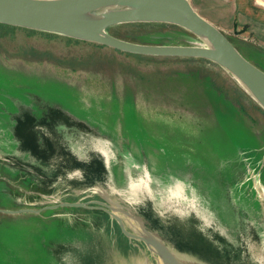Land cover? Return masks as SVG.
<instances>
[{
  "label": "rangeland",
  "instance_id": "1",
  "mask_svg": "<svg viewBox=\"0 0 264 264\" xmlns=\"http://www.w3.org/2000/svg\"><path fill=\"white\" fill-rule=\"evenodd\" d=\"M106 32L203 44L162 22ZM226 35L264 70L263 48ZM66 201L89 207L45 208ZM99 201L123 207L132 232L141 226L123 211L144 219L191 263L264 264V108L210 60L0 25V208H44L0 212V264H163Z\"/></svg>",
  "mask_w": 264,
  "mask_h": 264
},
{
  "label": "water",
  "instance_id": "2",
  "mask_svg": "<svg viewBox=\"0 0 264 264\" xmlns=\"http://www.w3.org/2000/svg\"><path fill=\"white\" fill-rule=\"evenodd\" d=\"M133 22L175 24L192 32L203 44H143L118 38L104 30L110 25ZM0 23L60 34L135 54L210 60L229 71L264 108V70L247 59L222 30L199 14L190 0H0ZM55 206L89 207L86 202L66 201L45 208ZM96 208L113 216L127 237L142 241L163 264H202L182 259L163 237L149 231L144 219L135 213L123 211V215L132 217L141 226V231L132 232L117 213L122 212L123 207L116 210L110 203L99 201ZM43 209L0 208V212L39 213Z\"/></svg>",
  "mask_w": 264,
  "mask_h": 264
},
{
  "label": "crops",
  "instance_id": "3",
  "mask_svg": "<svg viewBox=\"0 0 264 264\" xmlns=\"http://www.w3.org/2000/svg\"><path fill=\"white\" fill-rule=\"evenodd\" d=\"M190 2L199 14L226 34L237 35L240 39L264 49V7L256 4L254 0H190ZM126 241L129 244L127 238ZM55 243L62 246L60 241ZM127 249L125 242L122 246H117L116 251L122 255L123 250L125 256ZM50 258L53 259V254Z\"/></svg>",
  "mask_w": 264,
  "mask_h": 264
},
{
  "label": "trees",
  "instance_id": "4",
  "mask_svg": "<svg viewBox=\"0 0 264 264\" xmlns=\"http://www.w3.org/2000/svg\"><path fill=\"white\" fill-rule=\"evenodd\" d=\"M0 25H5V26H11V27H13L12 25H6V24H2V23H0ZM201 59H203V58H201ZM206 60V59H205ZM208 61V60H207ZM26 139V138H25ZM27 139H29L28 137H27ZM4 160V159H3ZM4 161H6L7 162V160H4ZM9 162V161H8ZM203 241H205V244H204V242ZM198 243H199V246H198V249H200V251H203V252H205V251H208V249H210V243H208L206 240H203V239H200L199 241H198ZM179 246V245H178ZM206 253V252H205ZM205 257V256H204Z\"/></svg>",
  "mask_w": 264,
  "mask_h": 264
},
{
  "label": "bare ground",
  "instance_id": "5",
  "mask_svg": "<svg viewBox=\"0 0 264 264\" xmlns=\"http://www.w3.org/2000/svg\"><path fill=\"white\" fill-rule=\"evenodd\" d=\"M120 24H123V23H120ZM156 25V24H155ZM158 25V27L160 26V23L159 24H157ZM153 26V25H152ZM171 26V25H170ZM156 27V26H155ZM107 28V27H106ZM106 28L104 29L105 31H106ZM142 28V27H141ZM185 30V29H184ZM187 31V30H186ZM175 35V34H174ZM178 35V34H177ZM229 38V37H228ZM170 39V38H169ZM178 40V39H177ZM159 41V40H158ZM172 41V40H171ZM258 66V65H257ZM56 72V71H55ZM4 76V75H3ZM8 77V76H7ZM67 78V77H66ZM33 89V88H32ZM22 91V90H21ZM21 93V92H20ZM23 94V93H22ZM22 98H23V96H21ZM9 101H10V99H9ZM2 103V102H1ZM12 103V102H11ZM5 104V103H4ZM15 105V104H14ZM5 106V105H4ZM18 107V106H17ZM18 109H20V108H18ZM14 111V110H13ZM16 111V110H15ZM231 111H232V109H231ZM16 113V112H15ZM8 114V113H7ZM6 114V115H7ZM10 115V114H9ZM179 115V114H178ZM181 117H183V116H181ZM11 120V119H10ZM11 122V121H10ZM141 124V123H140ZM139 124V125H140ZM2 126V125H1ZM4 128V127H3ZM146 129V128H145ZM176 132V131H175ZM30 229V228H29ZM39 231V230H38ZM34 234V233H33ZM2 239V238H1ZM31 240V239H30ZM2 241V240H1ZM3 244V243H2ZM6 245V244H5ZM26 249V248H25ZM2 257V256H1Z\"/></svg>",
  "mask_w": 264,
  "mask_h": 264
},
{
  "label": "built area",
  "instance_id": "6",
  "mask_svg": "<svg viewBox=\"0 0 264 264\" xmlns=\"http://www.w3.org/2000/svg\"><path fill=\"white\" fill-rule=\"evenodd\" d=\"M257 3H260V5H263L264 7V0H256Z\"/></svg>",
  "mask_w": 264,
  "mask_h": 264
},
{
  "label": "flooded vegetation",
  "instance_id": "7",
  "mask_svg": "<svg viewBox=\"0 0 264 264\" xmlns=\"http://www.w3.org/2000/svg\"><path fill=\"white\" fill-rule=\"evenodd\" d=\"M13 161V160H12ZM14 162V161H13Z\"/></svg>",
  "mask_w": 264,
  "mask_h": 264
}]
</instances>
